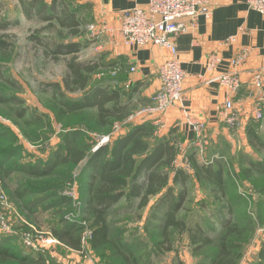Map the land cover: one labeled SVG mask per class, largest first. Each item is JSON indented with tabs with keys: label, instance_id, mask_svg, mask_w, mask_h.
<instances>
[{
	"label": "rangeland",
	"instance_id": "1",
	"mask_svg": "<svg viewBox=\"0 0 264 264\" xmlns=\"http://www.w3.org/2000/svg\"><path fill=\"white\" fill-rule=\"evenodd\" d=\"M68 3L75 5L73 0ZM16 7L15 0H0V247L14 255L0 259V264H199L203 256L195 255L187 232L169 231L168 242L159 245L163 240L161 221L156 224L149 218L154 199L139 211L135 202L123 197L107 212L109 243L91 248L93 218L87 211L89 191L83 179L86 162L72 166L60 159L67 154L66 144L73 133L78 134L77 145L88 155L113 143L132 124L113 121L99 127L95 111L89 108L78 115H59L61 99L54 98L55 86L64 100H83L101 88L99 80L104 77L100 74L104 72L87 76L85 92L67 91L62 82L72 55L63 48L56 52L54 45H77L81 48L75 54L76 62L97 64L85 27L80 35L71 36L55 22L49 24L34 16L26 19ZM77 10L79 21L86 24L85 10ZM249 128L263 145L251 147L241 128L235 138L221 134L200 150L176 153L172 164L187 175L185 201L175 216L188 227L196 215L209 217L203 207H217L218 203L207 183L197 181L189 155L195 154L198 165L225 166L226 199L222 200L231 207V223L242 238L234 243L240 248L237 264H257L264 244V129L253 122ZM171 169L163 171L170 176ZM173 188L175 193L182 191ZM65 225L77 230L80 252L54 239L52 233ZM214 230L223 232L219 225ZM119 245L123 246L121 253ZM203 253L210 256L212 250Z\"/></svg>",
	"mask_w": 264,
	"mask_h": 264
},
{
	"label": "trees",
	"instance_id": "2",
	"mask_svg": "<svg viewBox=\"0 0 264 264\" xmlns=\"http://www.w3.org/2000/svg\"><path fill=\"white\" fill-rule=\"evenodd\" d=\"M15 1L16 8L21 10L26 19L34 16L42 22H50L49 24L55 22L67 30L71 36L80 35L83 32L82 28L88 24L79 21L77 9L81 7L69 5V0ZM46 15L50 17L47 18ZM7 25L10 26L9 23ZM54 48L56 52L63 48L67 54L72 55L67 63L68 75L62 82L64 88L71 92H85L87 76L96 71L97 64L76 62L75 54L80 52L81 47L72 43L64 46L54 45ZM53 54H55L54 50ZM55 87L54 98L61 99L58 103L60 106L57 105L59 115H78L88 108L93 109L98 126L105 127L112 125L113 121H123L130 112L122 103H119L120 96L117 91L103 90L101 87L92 90L91 95L83 100L69 102L64 100L59 86ZM152 132L153 129L148 124L138 125L125 135L117 137L110 145L101 146L88 155L84 153L86 149L83 146L79 148L77 145L75 138L78 134L73 133L69 138L65 148L67 154L60 160L62 163L67 161L72 166L86 162L83 168V179L86 180L85 185L89 191V197L86 200L87 211L90 218H93L91 248L97 249L109 243L107 212L123 197L135 202L139 211L150 204V199L155 198L149 218L156 224H160L161 221L163 240L159 245L168 242L169 231L187 232L195 255L203 256L199 264H237L240 248L234 243L242 238L235 224L231 223L230 218L233 216L231 207L222 200L225 198L227 174L225 166L221 163L198 165L195 154L189 155L197 181L207 183L212 196L218 203L217 207H203V211L209 217L196 215V220L190 221L188 227L183 220L175 216L185 201L183 192L187 185L185 172L172 167L177 153L175 143L166 138L154 139ZM229 132L233 133V131ZM245 133L248 135L251 147L257 148L263 145L252 128H248ZM164 169H171V178L168 172L163 171ZM245 174L249 177L246 172ZM169 181L172 183L170 187ZM173 186L180 187L182 191L175 193ZM216 225L222 227V234H216L214 230ZM76 231L73 226L65 225L52 235L57 242H61L73 251L80 252V237ZM122 247V245L117 247L119 253L123 251ZM4 249L9 250L6 247H0V259L4 261L13 258V253H6ZM207 249L212 250L210 256L203 253ZM170 250L167 249V251ZM257 264H264V244L258 253Z\"/></svg>",
	"mask_w": 264,
	"mask_h": 264
},
{
	"label": "crops",
	"instance_id": "3",
	"mask_svg": "<svg viewBox=\"0 0 264 264\" xmlns=\"http://www.w3.org/2000/svg\"><path fill=\"white\" fill-rule=\"evenodd\" d=\"M73 1L85 10L86 23L95 24L101 32L100 40L91 41L89 48L96 53V71L104 72L100 74L104 78L99 80L103 90L117 91L119 103L130 112L148 103L149 98L161 88L158 68L168 53L154 45L125 48L115 34L120 25L119 16L135 8L146 9L148 0ZM209 3V20L198 19L191 31L177 40L180 67L185 74L182 103L170 110L161 122L157 123L150 117L140 120L121 136L138 125L148 124L153 129L154 139L166 138L174 142L177 153L181 155L196 150L193 144L198 139L215 141L221 134L226 138L239 136L240 129L235 135L230 133L218 117L223 104L230 98L229 94L218 85L207 83L220 74L234 71L239 73L244 84L241 95L233 100L234 108L242 119L243 132L249 128L252 123L249 113L254 102L253 91L249 87L251 72L264 67V17L248 10L246 0H210ZM233 37H237L233 46L221 45ZM243 48L250 52L248 61L231 68L229 62L234 53ZM212 54H218L221 61L211 71L207 62ZM114 72H117L115 77L112 75ZM106 79L112 82L105 84ZM258 128L264 129V124Z\"/></svg>",
	"mask_w": 264,
	"mask_h": 264
},
{
	"label": "built area",
	"instance_id": "4",
	"mask_svg": "<svg viewBox=\"0 0 264 264\" xmlns=\"http://www.w3.org/2000/svg\"><path fill=\"white\" fill-rule=\"evenodd\" d=\"M210 0H148L146 9L135 8L119 16V28L115 34L125 48L158 46L168 53L167 59L158 68V78L161 88L147 101L148 103L131 111L123 120L135 124L146 118H155L159 123L170 110L177 107L184 99L183 83L185 74L180 67L177 53V40L191 31L198 19L209 20ZM247 9L264 17V0H246ZM86 39L98 42L101 32L93 23L84 28ZM237 37L221 42L223 46H233ZM247 49L235 52L229 62L231 68L244 65L249 59ZM217 54L210 55L207 67L215 70L220 63ZM134 72V69H130ZM117 72L112 73L113 77ZM208 84L223 88L230 98L219 112V120L228 131L236 133L242 128V119L234 108V99L241 95L244 84L237 72L220 74ZM254 102L249 113L250 120L257 125L264 124V67L254 69L249 81ZM197 130V129H196ZM205 140L198 139L193 147L202 149Z\"/></svg>",
	"mask_w": 264,
	"mask_h": 264
}]
</instances>
